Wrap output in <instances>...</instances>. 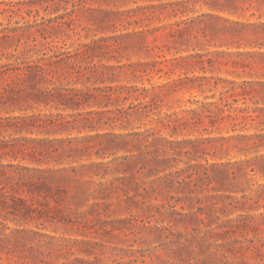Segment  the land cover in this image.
Listing matches in <instances>:
<instances>
[{"label": "rangeland", "instance_id": "374dc122", "mask_svg": "<svg viewBox=\"0 0 264 264\" xmlns=\"http://www.w3.org/2000/svg\"><path fill=\"white\" fill-rule=\"evenodd\" d=\"M163 4H174L177 15L172 7L156 15L139 11L140 7ZM225 4L217 0H0V32L12 35L10 31L18 29L20 44L35 46L37 51L49 56L55 51L75 55L85 46H92L96 51L95 62L105 66L161 60L158 50H147L170 42L162 33L152 35L148 30L196 19L193 34L204 29L208 35L201 46L195 51L193 48L187 50L186 46L179 51L172 49L165 57L210 53L213 63L195 65L188 73L194 81L168 93L163 99L161 114L198 109L202 103L222 106L227 100L229 106L225 108V116L235 115L237 107L247 110L240 113L236 121L226 119L213 127L209 121L197 126L181 123L180 132L174 136L170 130L160 128L161 135L171 141L196 142L194 145L185 143L174 157L176 161L171 162L172 171L190 165H224L228 178L223 185L213 182L177 186L178 189L168 195L156 192L152 197H144L143 189L149 187L155 177L144 179L142 173L130 170L125 180L115 182L112 197L92 199L80 208L88 215L74 218L73 226L13 220L12 215L1 212L0 223L5 226L2 234L12 240L23 237L24 232H28L29 237L22 240L27 244V251L17 256L0 254V264H264V27L257 29L255 35L242 32L237 36L226 34L223 29L231 28L234 23L264 25V0H238L239 10L235 14L220 10L229 7ZM133 10L137 13L129 21L121 15ZM59 24L62 29L47 41L36 32L37 29L56 28ZM29 27L33 28L23 34ZM1 51L3 55L19 53L14 48ZM9 63L16 65L15 59L10 62L0 56L1 65ZM115 73L119 76L116 85L139 88H151L185 77L180 70L167 75L164 72L149 76L138 74L137 78L130 76L127 70ZM216 81H219L217 86ZM53 82L54 85H47L49 89L85 88L67 80L54 79ZM232 87L235 91L226 93ZM0 88L21 93L31 91L28 84L16 85L11 80L1 82ZM222 93L223 101L220 100ZM18 95H14L13 102L5 106L0 104L3 120L0 121V142L11 156L17 155L15 159L2 157L0 165L54 168V158H48V165H38L28 158L22 160L20 151L42 158L39 154L55 155L54 151L63 152L69 146L81 152L72 153L77 160H66V166L74 161L72 165L75 166L78 163H108L129 155L125 150L129 147L113 144L114 136L129 135L127 140H131L133 133L152 128L150 121H135L133 117L130 121H107L113 116L110 114L104 115L103 121H86L88 128L82 133L71 126L59 127L61 123L74 121H25L32 116L41 120L63 116L71 120L70 115L76 113L39 107L30 100L18 102ZM232 95H237V103L233 102ZM124 97L122 95L119 104L110 109L127 110L137 104L133 100L124 101ZM88 111L91 110L81 113ZM183 115L191 117V114ZM68 140L73 143H61ZM187 151L190 154H186ZM125 176L110 174L101 181L109 186L117 177ZM99 180L93 178V182ZM136 183L142 186L140 192L135 189ZM91 191L102 196L98 185H93ZM167 196L182 199L176 207L181 215L162 218L144 211L149 203H165ZM188 197L194 201L190 202ZM50 202L49 207H55L54 202ZM16 230L24 232L18 234Z\"/></svg>", "mask_w": 264, "mask_h": 264}, {"label": "trees", "instance_id": "16d2710c", "mask_svg": "<svg viewBox=\"0 0 264 264\" xmlns=\"http://www.w3.org/2000/svg\"><path fill=\"white\" fill-rule=\"evenodd\" d=\"M217 1H224L226 2L225 5L229 6L228 8L223 7L220 9L222 11L227 10L235 14L239 10V7H237L238 0ZM245 1L250 2L252 0ZM169 7H172V12L176 16L177 11L174 8V4L140 7L139 11L145 15L150 13L156 15L158 12L163 14ZM56 10L54 9V11ZM12 12L16 13L15 11ZM136 13L133 10L124 12L121 15L129 21ZM159 20L161 22V19ZM225 21L228 22L227 20ZM196 23V19H186L149 29L148 32L150 34L162 33V37L170 42V44L167 43L147 50H158L161 60H153L150 63L140 62L119 65L117 67L96 63L94 60L96 51L92 46H85L82 50H78L75 55L71 54V52L55 51L53 55L49 56L43 51H37L35 46L27 45V43L20 44L21 40L17 35L18 29L11 30L12 35L1 31L0 52H2L1 49L14 48L15 52L19 53L7 55L0 53L2 58H6L10 62L15 59L16 64L15 66L12 63L0 64V83L11 80L16 85L28 84L31 87L29 93L0 88V91L2 90L0 92L1 106L16 100L14 95L17 93L19 94V97H17L18 102L27 103L30 100L39 107H50L57 111L76 113L70 115L69 118L71 120L63 116H57L56 118L48 116L45 117V119L47 118L46 120L32 116L26 118L25 121H74L73 123H61L59 127L71 126L78 133H82L88 128L86 121H103L105 120L103 116L108 114L113 116L108 117L107 121H130L133 117L135 121H150L152 128L145 132L133 133L131 140H127L130 137L129 135L114 136L113 144L123 146L122 148L129 147L125 149L129 155L108 163H78L75 166L72 165L75 163L74 161L66 166L64 165L66 160H77L73 154L81 152L80 149H74L71 146L63 152L54 151L55 155L53 153H41L39 156L42 158H37L34 154L30 155L25 153L26 151L21 150L22 160H27L26 158H28V160L38 165H48V158L51 157L56 160V166L54 168H28L22 165H0V213L6 212L12 215L13 220L18 219L27 222L45 221L52 224L73 226L75 224L74 218H85L88 215L87 211H80V208H83L92 199L99 200V198L112 197L111 194L115 182L120 179L125 180V174L130 170L136 171L137 174L142 173L144 179L155 177L149 183L151 185L143 189L145 192L144 197H152L156 192L167 193L168 195L171 191H176L178 189L177 186L187 187L191 184L197 186L199 183L212 184L213 182L223 185L228 178L227 166L224 165H190L186 169L172 171L173 165L171 162L176 161L174 157L184 147L185 143L194 145L196 142H175L161 135L162 130L160 128L170 130L171 135L174 136L180 132L181 123L185 126H197L204 125L206 121H209L208 123L213 127L216 123L226 119L236 121L240 117V113L243 114L247 111L245 108L237 107L235 108V115L229 114L225 116V108L229 106V101L227 100L222 106L218 103H202L198 109L161 114L164 97L170 92H175L181 85H187L194 81L193 78L188 77V73L191 72L195 65H203L206 62L212 65L213 63L212 54L210 53H196L195 55L174 57L172 59L165 57V53L172 49L179 51L180 47L186 46L187 50L193 48V51H195L197 47L201 46L202 41L208 35L204 29L201 33L193 34ZM232 25L231 28L224 27L223 29L226 34L233 36H237L242 32L255 35L258 32L257 29L264 27V25L240 23ZM62 27L59 24L56 28L50 30L37 29L36 32L40 33L43 40L47 41L55 37V32L62 29ZM32 28L29 27L27 30H23V34L29 33ZM9 42H13L14 45L10 47L5 45ZM117 47L121 48L119 44ZM117 70L119 72L127 70L133 78H137L138 74L149 76L164 72L167 75L180 70L185 77L171 80L164 84L152 85L151 88H139L137 86L116 85V81L119 79V76L115 73ZM54 79L60 82L67 80L74 86L82 84L85 88L49 89L47 85H54ZM218 84L219 81H216L215 86ZM8 87L11 88L10 85ZM230 91H235V88L232 87L226 93ZM122 95H125L124 101L133 100L137 104H132L127 110L110 109L119 104ZM231 97L234 98L233 102H238L237 95H232ZM220 100H224L223 93ZM95 108L100 110H94ZM85 109H90L91 111L86 114L81 113ZM183 114H191V117ZM0 121L3 120L0 118ZM61 143L70 145L73 141H62ZM7 149L0 142V160H2V157L11 156V153L6 151ZM186 154H190L189 151ZM16 156L12 155L11 157L15 159L17 158ZM257 167L261 168L259 165ZM239 170L241 169L239 168ZM110 174L114 176L124 175L125 178L117 177L108 186L101 180L106 179V176ZM94 177L100 178L99 182H93ZM93 185H98L102 190L101 197L95 194L96 191H91ZM141 188L142 186L136 183L135 189L138 192H140ZM67 199L70 200L68 201ZM166 199L163 204H147L144 211L146 213L154 212V214L162 218L181 215L176 210V207L182 199L175 197ZM188 199L190 202L194 201L192 197H188ZM50 200L54 202L55 207H49L51 205ZM93 205L98 206L99 203H94ZM105 205H107L106 207L109 206L108 204ZM4 229L5 226L0 223V235L2 236L0 239V254L17 256L28 250L27 244L22 242V240L29 237L28 232L16 230L18 234L24 232L23 237H15L12 240L10 236L2 234Z\"/></svg>", "mask_w": 264, "mask_h": 264}]
</instances>
